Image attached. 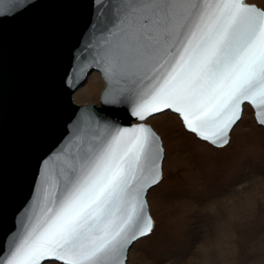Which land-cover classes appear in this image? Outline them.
I'll list each match as a JSON object with an SVG mask.
<instances>
[{
    "label": "snow or ice",
    "instance_id": "snow-or-ice-1",
    "mask_svg": "<svg viewBox=\"0 0 264 264\" xmlns=\"http://www.w3.org/2000/svg\"><path fill=\"white\" fill-rule=\"evenodd\" d=\"M96 63L105 102L135 126L105 125L45 166L0 264H126L153 230L145 194L161 178L160 140L144 122L168 111L223 147L251 105L264 125V8L246 0H120Z\"/></svg>",
    "mask_w": 264,
    "mask_h": 264
},
{
    "label": "water",
    "instance_id": "water-1",
    "mask_svg": "<svg viewBox=\"0 0 264 264\" xmlns=\"http://www.w3.org/2000/svg\"><path fill=\"white\" fill-rule=\"evenodd\" d=\"M119 3L0 0V243L5 246L26 220L46 165L65 150L75 152L98 126L140 123L127 105L105 102V93L117 85L109 84L96 63L100 46L118 22ZM93 71L103 81L98 104L74 103L73 93ZM244 106L264 128L251 105ZM163 158L164 150L160 181Z\"/></svg>",
    "mask_w": 264,
    "mask_h": 264
},
{
    "label": "rangeland",
    "instance_id": "rangeland-1",
    "mask_svg": "<svg viewBox=\"0 0 264 264\" xmlns=\"http://www.w3.org/2000/svg\"><path fill=\"white\" fill-rule=\"evenodd\" d=\"M246 2L264 8V0ZM102 87L93 71L72 100L98 104ZM145 123L162 143V179L146 195L153 230L126 264H264V128L250 107L223 148L188 133L171 112Z\"/></svg>",
    "mask_w": 264,
    "mask_h": 264
},
{
    "label": "bare ground",
    "instance_id": "bare-ground-1",
    "mask_svg": "<svg viewBox=\"0 0 264 264\" xmlns=\"http://www.w3.org/2000/svg\"><path fill=\"white\" fill-rule=\"evenodd\" d=\"M93 90H94V87L91 86V87H89V88L83 90L82 92L84 93L83 95H85V96H89V95H91V94L93 93ZM149 190H150V189H149ZM147 193H148V192H147Z\"/></svg>",
    "mask_w": 264,
    "mask_h": 264
}]
</instances>
